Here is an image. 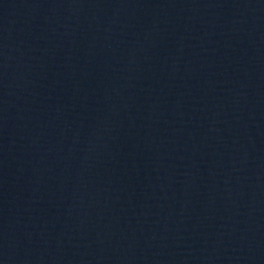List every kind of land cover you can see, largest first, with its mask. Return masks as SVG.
I'll return each mask as SVG.
<instances>
[{
    "label": "water",
    "instance_id": "95a60500",
    "mask_svg": "<svg viewBox=\"0 0 264 264\" xmlns=\"http://www.w3.org/2000/svg\"><path fill=\"white\" fill-rule=\"evenodd\" d=\"M0 264H264V0H0Z\"/></svg>",
    "mask_w": 264,
    "mask_h": 264
}]
</instances>
